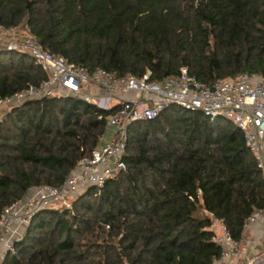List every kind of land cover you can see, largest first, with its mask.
<instances>
[{"label":"trees","instance_id":"16d2710c","mask_svg":"<svg viewBox=\"0 0 264 264\" xmlns=\"http://www.w3.org/2000/svg\"><path fill=\"white\" fill-rule=\"evenodd\" d=\"M23 21L43 49L89 71L264 78V0H0V25ZM44 79L27 55L0 51V98ZM110 113L72 97L13 108L0 123V218L30 189L61 187ZM124 162L71 210L36 214L0 264H212L210 217L242 240L245 220L264 208L255 159L221 118L171 106L129 127Z\"/></svg>","mask_w":264,"mask_h":264},{"label":"built area","instance_id":"2783aa9c","mask_svg":"<svg viewBox=\"0 0 264 264\" xmlns=\"http://www.w3.org/2000/svg\"><path fill=\"white\" fill-rule=\"evenodd\" d=\"M0 51L27 55L45 74L38 85L0 98V111H10L33 100L72 97L111 112L105 119L106 131L98 138L91 155L75 165L61 187L32 188L22 200L3 210L0 259L22 239L20 235L36 214L47 209L70 208L71 202L87 190L93 187L100 190L108 180L125 171L129 127L154 120L171 106L201 112L211 121L221 118L234 124L242 132L245 147L264 178V78L261 76L243 74L235 79L204 83L191 76L187 68L161 80H152L149 70L142 77L118 76L103 69L89 71L43 49L26 25H0ZM210 218L212 240L220 249L212 264H239L242 258L246 264H258L250 248L243 250V239H233L221 221ZM260 222H264V208L245 220L244 233ZM215 226L219 232L214 230Z\"/></svg>","mask_w":264,"mask_h":264},{"label":"rangeland","instance_id":"374dc122","mask_svg":"<svg viewBox=\"0 0 264 264\" xmlns=\"http://www.w3.org/2000/svg\"><path fill=\"white\" fill-rule=\"evenodd\" d=\"M26 25V22L25 21H23L22 23H21V25L20 26H22V27H24ZM11 112V110L10 111H7V110H5V109H2L1 111H0V123H2V122H4L5 121V119H6V116L9 114ZM73 202L74 201H72L71 202V204H70V208H61V207H59L58 208V210H71L72 209V204H73ZM28 228V227H27ZM26 228V229H27ZM26 229H24V231L22 232V234L20 235L21 236V238H23V236H24V234H25V232H26ZM214 230L216 231V232H219V228L217 227V226H215L214 227ZM21 238H19V239H21ZM252 241H254V239H253V235L252 234H246L244 237H243V242H242V248H243V250H248L249 249V247L251 246L252 248L250 249V252H252L255 256H256V258H257V260H256V262L258 263V264H264V241H261L260 243L257 241L256 243H255V245L256 246H254V245H250L249 243H251ZM259 243V244H258ZM14 250V249H13ZM13 250L11 251V252H13ZM2 259H0V261H1ZM239 264H246V261H245V259L244 258H242V259H240L239 260V262H238Z\"/></svg>","mask_w":264,"mask_h":264},{"label":"crops","instance_id":"0c3cea01","mask_svg":"<svg viewBox=\"0 0 264 264\" xmlns=\"http://www.w3.org/2000/svg\"><path fill=\"white\" fill-rule=\"evenodd\" d=\"M252 234L253 235V239L254 241H252L251 243H249L250 245H255V243L258 241L259 243L261 241H264V222H260L259 224L255 225L251 231L246 232V234ZM244 235V236H245ZM258 243V244H259ZM250 249L252 248L251 246L249 247Z\"/></svg>","mask_w":264,"mask_h":264}]
</instances>
